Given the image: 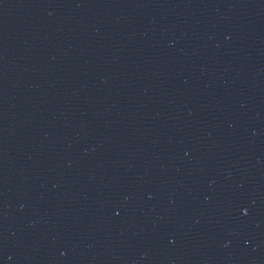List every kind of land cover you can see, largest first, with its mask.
<instances>
[{
	"label": "water",
	"instance_id": "95a60500",
	"mask_svg": "<svg viewBox=\"0 0 264 264\" xmlns=\"http://www.w3.org/2000/svg\"><path fill=\"white\" fill-rule=\"evenodd\" d=\"M0 264H264V0H0Z\"/></svg>",
	"mask_w": 264,
	"mask_h": 264
}]
</instances>
